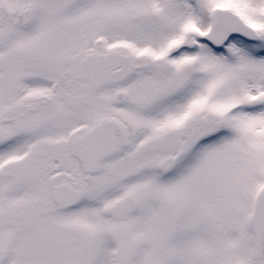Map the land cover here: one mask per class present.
Returning <instances> with one entry per match:
<instances>
[{
    "label": "snow or ice",
    "instance_id": "obj_1",
    "mask_svg": "<svg viewBox=\"0 0 264 264\" xmlns=\"http://www.w3.org/2000/svg\"><path fill=\"white\" fill-rule=\"evenodd\" d=\"M0 264H264V0H0Z\"/></svg>",
    "mask_w": 264,
    "mask_h": 264
}]
</instances>
